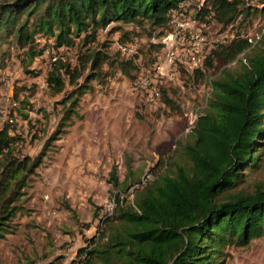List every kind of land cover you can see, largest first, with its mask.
Returning <instances> with one entry per match:
<instances>
[{
  "label": "rangeland",
  "instance_id": "obj_1",
  "mask_svg": "<svg viewBox=\"0 0 264 264\" xmlns=\"http://www.w3.org/2000/svg\"><path fill=\"white\" fill-rule=\"evenodd\" d=\"M236 1L243 12L228 23L210 10L198 14L204 0H187L165 27L110 22L99 29L88 47L108 58L96 75L86 70L67 85L65 93L77 97L69 116L70 103L63 93H52L46 76L55 57L76 65L79 47L57 48L52 38L37 35V54L30 58L24 48L2 43L0 129L8 128L19 154L38 157L40 165L18 202L11 232L0 238V264L84 263L83 252L101 241L119 200L132 203L157 174L187 161L180 145L191 140L188 115L205 110L212 81L236 71L259 45L256 36H264V0ZM171 35L167 41L180 57L192 51L203 64L191 68L176 60V68H165L168 75L157 82L160 96L149 102L143 88L156 82L158 66L166 67L164 41ZM241 39L249 47L225 59L223 51L235 52ZM263 181L262 161L240 187ZM225 251L224 264H264V234Z\"/></svg>",
  "mask_w": 264,
  "mask_h": 264
},
{
  "label": "trees",
  "instance_id": "obj_2",
  "mask_svg": "<svg viewBox=\"0 0 264 264\" xmlns=\"http://www.w3.org/2000/svg\"><path fill=\"white\" fill-rule=\"evenodd\" d=\"M186 1H2L0 48L3 42L14 43L33 58L37 35L52 38L57 48L77 45L76 65L55 57L46 76L52 93H63L70 103L69 116L77 97L65 93L67 85L86 70L96 75L108 58L97 47H88L97 41L99 29L110 22L147 21L165 27ZM238 3L204 0L198 14L210 10L228 23L243 12ZM258 43L236 71H225L212 81L211 97L198 114L191 140L180 145L187 161L172 163L157 174L138 189L132 203L119 200L106 233L83 252L88 256L82 264H224L228 246L264 234V181L251 189L240 187L262 161L264 165V36ZM249 45L241 39L235 52L223 51L222 56L234 60ZM17 148L8 128L0 129V238L11 232L18 202L40 165L38 157L21 156Z\"/></svg>",
  "mask_w": 264,
  "mask_h": 264
},
{
  "label": "built area",
  "instance_id": "obj_3",
  "mask_svg": "<svg viewBox=\"0 0 264 264\" xmlns=\"http://www.w3.org/2000/svg\"><path fill=\"white\" fill-rule=\"evenodd\" d=\"M169 38H172V35L166 37V39L164 41L165 47H166V52H165V54H166V56H165L166 67H164L163 65L158 66L159 77H156V80H155L156 82L151 83L148 86H145L143 88V90H144L143 92L145 93L146 98L149 102L155 101L160 96L161 88L157 82L159 81V83H162V80H164L165 77L168 75V72L166 70L176 68V60H179L184 64H189V66L191 68L192 67L198 68V67L202 66V64H203V61L195 58L192 51H189L190 56L188 58L180 57V55L178 53V49L173 44H169V42L167 41ZM260 38H262V35L256 36L255 41H258ZM165 68H166V70H165ZM197 117H198L197 113L191 112L188 115V119H189V123H190V126H189L190 129H192L194 127Z\"/></svg>",
  "mask_w": 264,
  "mask_h": 264
},
{
  "label": "water",
  "instance_id": "obj_4",
  "mask_svg": "<svg viewBox=\"0 0 264 264\" xmlns=\"http://www.w3.org/2000/svg\"><path fill=\"white\" fill-rule=\"evenodd\" d=\"M254 150H252V153H253Z\"/></svg>",
  "mask_w": 264,
  "mask_h": 264
}]
</instances>
